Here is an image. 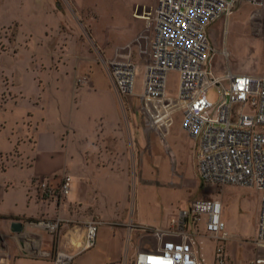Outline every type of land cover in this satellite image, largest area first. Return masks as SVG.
I'll use <instances>...</instances> for the list:
<instances>
[{"label": "rangeland", "instance_id": "1", "mask_svg": "<svg viewBox=\"0 0 264 264\" xmlns=\"http://www.w3.org/2000/svg\"><path fill=\"white\" fill-rule=\"evenodd\" d=\"M46 2L37 0L41 10L36 12L26 7L22 9L28 25L24 23L20 27L17 39L20 60L14 59L15 53H0V146L6 145L3 129H35L37 124L41 128L44 118L48 123L45 126L52 129H66L69 123L76 121L80 133L93 143L92 149L102 147L100 160L91 153L94 150L90 149L91 152L86 154V184L90 188L96 185L99 188L98 203L115 212L96 214L101 224L95 246L79 256L75 264H85L81 259L88 254H93L90 264H111L119 257L120 264H133L137 248L154 243L152 239L141 237L139 229L166 225L178 218L191 200L199 197L217 198L222 202V216L231 233L226 242L228 264H264L257 262L264 257V249L253 242L264 191L240 185L218 188L201 181L197 149L187 138L181 113L173 116L165 140L149 129L138 97L143 88V65L136 76L134 95L123 100L107 73V59L99 53L95 31L101 32L104 24L112 20L117 22L133 13L140 21L138 34L155 0H55V11L48 13L49 25L45 27L48 36L37 31L38 22L47 17L42 11ZM255 10L253 4L243 1L229 16L209 25L208 33L215 50L209 62L213 76L224 77L228 71L264 74V18L257 19ZM29 25L36 27L32 29ZM15 28L14 25L0 34V51H13L10 41ZM38 34L42 35V41ZM54 42L64 49L80 51L84 58L75 79L86 75L88 82L68 95L63 88L57 92L53 83L56 78H65V67L50 68V64L35 54ZM74 65L77 66L74 63L70 73ZM178 85L179 74L171 71L167 91L175 94ZM222 87H228L227 80L223 81ZM208 97L218 102V88H210ZM110 139L125 140L126 161L119 159L111 165L109 158L116 155L105 149ZM25 143L23 138L18 146L23 149ZM133 224L135 227L131 230ZM59 229L55 231L57 234ZM199 252L200 258L203 257L201 264H217L211 241L204 239ZM70 264H73V257Z\"/></svg>", "mask_w": 264, "mask_h": 264}, {"label": "built area", "instance_id": "2", "mask_svg": "<svg viewBox=\"0 0 264 264\" xmlns=\"http://www.w3.org/2000/svg\"><path fill=\"white\" fill-rule=\"evenodd\" d=\"M243 1L255 6L257 19L264 18V0H155L143 29L132 40L116 46L105 62L122 100L134 95L136 76L143 65V88L138 97L149 129L165 140L173 116L181 113L184 131L199 145L201 181L218 188L240 185L264 191V74L228 71L224 77H216L209 66L215 51L209 25L229 16ZM171 71L179 74L175 94L167 91ZM224 80L228 81L225 89ZM86 82V75L75 79L76 87ZM212 87L218 88V102L208 97ZM71 182V176L64 173L57 182L48 176H36L31 184L40 198L61 202L70 194ZM222 213L220 199L199 197L166 225L139 229L141 237L154 243L139 246L133 264H201L199 247L204 239L213 243L215 262L228 264L226 242L231 233ZM27 223L55 232L61 219ZM100 224L98 217L86 223L83 249L94 245ZM132 227L134 230L135 225ZM253 242L264 249V197ZM43 255L51 253L44 251ZM71 259L67 252L57 251L54 264H70ZM257 262H264V257ZM0 264H10L5 249L0 250Z\"/></svg>", "mask_w": 264, "mask_h": 264}, {"label": "crops", "instance_id": "3", "mask_svg": "<svg viewBox=\"0 0 264 264\" xmlns=\"http://www.w3.org/2000/svg\"><path fill=\"white\" fill-rule=\"evenodd\" d=\"M46 4V6H42V11L47 13V17L38 22L39 30L37 31L48 36L45 27L49 25L48 13L53 14L55 11V0H50V2L47 0ZM25 7L33 12H36L37 9L41 10L37 0H0V34L14 25L16 27V30L12 32L13 40L10 41V48H13V51L4 49L0 53H15L13 57L18 61L20 52L17 48V39L20 27L24 23L27 24L28 21L27 17L22 16L25 11L22 9ZM30 27L33 29L36 26ZM139 28L140 21L135 19L132 13L117 22L112 20L109 24H104L100 29L101 32H98L99 29H97L95 33L98 37V50L102 58L107 60L111 58L116 46L132 40ZM37 37L40 38V41L43 40L42 35L38 34ZM80 53V51L77 53V51L59 47L56 42L35 52L36 55H40L41 61L50 64V68L65 67V78H56L53 81L57 92L61 88L64 92L66 91V95L70 91L74 92L76 88L75 76L79 72L81 60L84 59L81 58ZM82 54L84 55L85 51ZM73 55L75 56L73 57ZM74 63L77 66L74 65L73 72L70 73ZM47 124L46 120L42 118L41 128L37 124L35 129H3L6 145L0 146V233L3 237L2 240L0 239V250L8 251L10 264H54V255L57 251H65L72 255L73 264H75V260L79 256L89 252L95 246L94 244L88 249H83L86 241V223L97 217L98 213L115 212L98 203L99 188L96 185H92L90 188L86 184L88 182L85 178V167L88 164L86 154L94 150L91 153L97 160H100L102 155L99 153L103 151L102 147L96 146L95 149H92L93 143L86 140L80 133L81 128L76 121L74 124L69 123L68 130H66L67 128H48L45 126ZM23 138L26 139V143L22 149L18 143ZM187 138L192 146L196 147L198 157V142L189 136ZM123 141L109 140L105 149L116 155V157L109 158L111 165H114L119 159L126 161L127 155L124 151L127 150V144H124L125 140ZM120 155L123 158H120ZM96 165L98 168V163ZM64 173H68L72 178L70 194L64 200L56 202L55 200L42 199L37 195L35 187L31 184L34 177L48 176L57 182ZM57 218L61 219L59 234L37 224L27 223L42 219L53 221ZM12 221H21L25 227L24 231L21 233L12 232L10 230ZM44 251L50 252L51 255L44 256ZM92 256L93 254H88L87 257L81 259L82 263L90 264ZM111 264H120V257L112 260Z\"/></svg>", "mask_w": 264, "mask_h": 264}, {"label": "water", "instance_id": "4", "mask_svg": "<svg viewBox=\"0 0 264 264\" xmlns=\"http://www.w3.org/2000/svg\"><path fill=\"white\" fill-rule=\"evenodd\" d=\"M25 229L24 224L21 221H12L10 230L15 233H21Z\"/></svg>", "mask_w": 264, "mask_h": 264}]
</instances>
